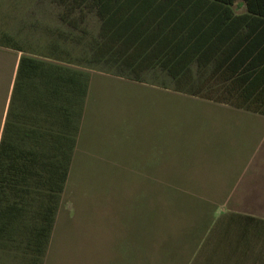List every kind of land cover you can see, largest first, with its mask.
<instances>
[{"label":"trees","instance_id":"trees-1","mask_svg":"<svg viewBox=\"0 0 264 264\" xmlns=\"http://www.w3.org/2000/svg\"><path fill=\"white\" fill-rule=\"evenodd\" d=\"M45 1L59 38L0 34L21 53L0 140V264H45L91 72L264 116V0ZM191 264H264V218L222 214Z\"/></svg>","mask_w":264,"mask_h":264},{"label":"rangeland","instance_id":"rangeland-1","mask_svg":"<svg viewBox=\"0 0 264 264\" xmlns=\"http://www.w3.org/2000/svg\"><path fill=\"white\" fill-rule=\"evenodd\" d=\"M63 30L48 1L0 0V34L35 45ZM91 74L45 264H191L209 226L239 207L219 200L242 174L264 182V118Z\"/></svg>","mask_w":264,"mask_h":264},{"label":"crops","instance_id":"crops-1","mask_svg":"<svg viewBox=\"0 0 264 264\" xmlns=\"http://www.w3.org/2000/svg\"><path fill=\"white\" fill-rule=\"evenodd\" d=\"M10 57L13 59L12 62L7 60ZM20 58L21 53L0 47V140L13 94ZM254 116L264 118V116L257 114ZM251 176L252 174L247 176V173H243L242 177H247V180L242 178L239 190L231 192L228 198L219 201L239 204V209L236 208L233 211L264 218V182L257 184L251 181Z\"/></svg>","mask_w":264,"mask_h":264}]
</instances>
